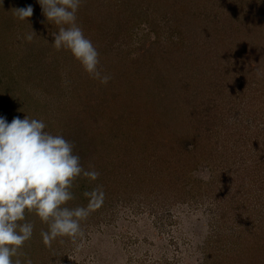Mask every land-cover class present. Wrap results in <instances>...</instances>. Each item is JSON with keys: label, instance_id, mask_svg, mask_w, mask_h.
Returning a JSON list of instances; mask_svg holds the SVG:
<instances>
[{"label": "rangeland", "instance_id": "rangeland-1", "mask_svg": "<svg viewBox=\"0 0 264 264\" xmlns=\"http://www.w3.org/2000/svg\"><path fill=\"white\" fill-rule=\"evenodd\" d=\"M77 23L107 84L54 48L37 0H0V114L43 120L99 172L73 181L68 207L104 193L82 234L51 246L26 213L20 259L264 264V0H82ZM178 139L190 156L167 163Z\"/></svg>", "mask_w": 264, "mask_h": 264}, {"label": "clouds", "instance_id": "clouds-1", "mask_svg": "<svg viewBox=\"0 0 264 264\" xmlns=\"http://www.w3.org/2000/svg\"><path fill=\"white\" fill-rule=\"evenodd\" d=\"M37 2L46 21L59 26L52 33L54 48L67 50L86 73L107 84L111 77L100 71L99 53L77 23L82 0ZM15 14L18 20H27L33 15V7L29 4L15 9ZM33 35L32 30L26 38L30 41ZM45 129L43 120L17 116L9 122L0 114V264H32L30 259L22 261L19 257L34 232L26 213H33L47 225L40 235L43 243L51 246L57 238L81 235V221L102 202L104 193L97 186L83 193L88 204L67 206L74 199L71 189L77 177L95 181L100 174L83 168L74 145L63 135Z\"/></svg>", "mask_w": 264, "mask_h": 264}, {"label": "trees", "instance_id": "trees-1", "mask_svg": "<svg viewBox=\"0 0 264 264\" xmlns=\"http://www.w3.org/2000/svg\"><path fill=\"white\" fill-rule=\"evenodd\" d=\"M240 34L242 35V33L240 32ZM239 35V34H237L236 35V37L237 38H239V39H242V40H244V39H246L245 38V36L244 35ZM188 53V52H187ZM206 134L208 135V136H211V133H210V131H208V132H206ZM199 136H201V134L199 133L198 134ZM204 137V135L202 136V138ZM201 138V139H202ZM203 139H205V138H203ZM179 142V143H178ZM177 146H179L178 148H177V150H174V148L173 147H171V146H167L164 150H163V153H165V154H163L162 155V160H165V161H167V163H169V161L172 159V157H174V160L173 161H179V160H183V159H186V158H188L190 155V152H188V151H186V146L188 145V143H186V139H178L177 140ZM200 145H201V143H200ZM185 148V149H184ZM180 150H182L181 152H180ZM188 152V153H187ZM177 157V158H176ZM184 174V173H183Z\"/></svg>", "mask_w": 264, "mask_h": 264}]
</instances>
